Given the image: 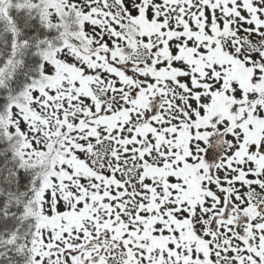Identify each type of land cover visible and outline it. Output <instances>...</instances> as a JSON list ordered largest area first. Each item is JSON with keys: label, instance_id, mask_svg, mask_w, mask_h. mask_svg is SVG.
I'll list each match as a JSON object with an SVG mask.
<instances>
[{"label": "snow or ice", "instance_id": "snow-or-ice-1", "mask_svg": "<svg viewBox=\"0 0 264 264\" xmlns=\"http://www.w3.org/2000/svg\"><path fill=\"white\" fill-rule=\"evenodd\" d=\"M0 264H264V0H0Z\"/></svg>", "mask_w": 264, "mask_h": 264}]
</instances>
